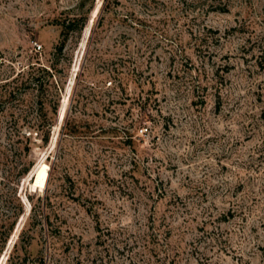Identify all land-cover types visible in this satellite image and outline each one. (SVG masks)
I'll use <instances>...</instances> for the list:
<instances>
[{
	"label": "rangeland",
	"instance_id": "374dc122",
	"mask_svg": "<svg viewBox=\"0 0 264 264\" xmlns=\"http://www.w3.org/2000/svg\"><path fill=\"white\" fill-rule=\"evenodd\" d=\"M0 96V264H264V0H0Z\"/></svg>",
	"mask_w": 264,
	"mask_h": 264
},
{
	"label": "trees",
	"instance_id": "16d2710c",
	"mask_svg": "<svg viewBox=\"0 0 264 264\" xmlns=\"http://www.w3.org/2000/svg\"><path fill=\"white\" fill-rule=\"evenodd\" d=\"M61 46H62V45L59 46V49L61 48ZM2 102H3V100H2V98H1V96H0V104H2ZM0 106H1V105H0Z\"/></svg>",
	"mask_w": 264,
	"mask_h": 264
},
{
	"label": "built area",
	"instance_id": "2783aa9c",
	"mask_svg": "<svg viewBox=\"0 0 264 264\" xmlns=\"http://www.w3.org/2000/svg\"><path fill=\"white\" fill-rule=\"evenodd\" d=\"M39 47V46H38Z\"/></svg>",
	"mask_w": 264,
	"mask_h": 264
}]
</instances>
